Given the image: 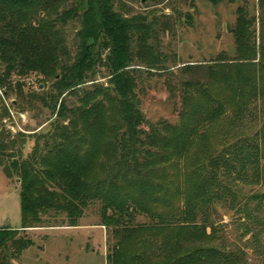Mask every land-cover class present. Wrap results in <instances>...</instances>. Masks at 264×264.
<instances>
[{"label":"trees","instance_id":"16d2710c","mask_svg":"<svg viewBox=\"0 0 264 264\" xmlns=\"http://www.w3.org/2000/svg\"><path fill=\"white\" fill-rule=\"evenodd\" d=\"M64 1L0 0V92L15 98L8 108L0 97V169L19 182L21 224L0 228V264L31 245L20 233L43 216L63 215L74 228L94 202L114 240L108 264H238L237 255L201 245L213 237L216 206L238 205L241 185L264 186V119L245 131L264 103V0L258 34L257 19L237 9L234 56L186 65L180 72L191 79L174 84L168 72L178 122L154 125L139 97L144 80L166 70L159 33L167 23L125 18L111 0H89L81 13L60 11ZM70 22L79 25L73 38ZM31 77L42 88L26 90ZM12 109H47L54 119L40 134L13 133L3 124ZM27 138L34 143L23 156ZM252 200L264 215V193Z\"/></svg>","mask_w":264,"mask_h":264},{"label":"rangeland","instance_id":"374dc122","mask_svg":"<svg viewBox=\"0 0 264 264\" xmlns=\"http://www.w3.org/2000/svg\"><path fill=\"white\" fill-rule=\"evenodd\" d=\"M88 1L65 0L58 9L65 11L72 8L81 13ZM111 3L114 10L124 14L125 18L141 15L149 20L154 15L167 23L168 31L165 34L159 33V51L164 59L163 68L166 70L149 79H145L143 74L144 91L139 97L144 118L153 125L162 121L169 124L178 122L179 97L177 95L172 98L166 88L168 72L175 75L172 80L174 84L178 79H191L180 72L186 65H208L219 53L234 56V39L230 31L234 28L238 8L243 9L248 18L254 16L257 19V34L260 28L259 0H111ZM68 26L75 27L71 35L73 38L79 25L70 22ZM202 75L195 74L192 78L199 79L198 76ZM105 81L106 79L98 80L100 83ZM26 83V90L41 86L38 87V79L35 77L29 78ZM14 100L15 98L10 96L5 102L10 106V102L14 103ZM260 104H257L258 114L254 117L256 121L250 122L248 117L245 131L259 126L264 119V103ZM12 112L13 117L10 116L3 124L8 129L13 128V133H25L27 136L45 131L54 119L47 109L42 112H24L23 119L14 109ZM27 141L23 156L33 147L34 141L30 138H27ZM191 158L193 157H190L189 161ZM180 166L184 169L185 162ZM241 191L243 197L238 198V205L233 208L229 205L216 206L214 213L210 215L211 223L215 224L213 237L201 246H209L222 253H233L241 258L238 264H264V229L255 226L252 221L255 215L253 209L257 203L252 197L256 193H264V186L241 185ZM18 194L17 178L8 179L0 169V228H20ZM246 203L248 208L244 207ZM100 208L98 202L92 203L74 228L67 225L63 215L50 213L43 216L42 225L29 228L24 234L20 233L31 240V245L18 258L9 260L7 264H108L107 257L114 240L101 225ZM255 216L264 215L257 213ZM195 219L196 223L201 221L200 216ZM135 220L138 223L148 222L143 216H137ZM247 229L252 234L259 232V238L254 241L251 234H244Z\"/></svg>","mask_w":264,"mask_h":264},{"label":"built area","instance_id":"2783aa9c","mask_svg":"<svg viewBox=\"0 0 264 264\" xmlns=\"http://www.w3.org/2000/svg\"><path fill=\"white\" fill-rule=\"evenodd\" d=\"M0 97L3 99V101H4V104H5V106H7L8 108H9V105L5 102V99H4V97H3V94L0 92ZM11 103H13V102H10V104ZM13 112H12V110L10 111V114H11V116L13 117V114H12ZM18 116L21 118V119H23L24 118V114H18ZM10 130H14L13 128H11Z\"/></svg>","mask_w":264,"mask_h":264},{"label":"water","instance_id":"95a60500","mask_svg":"<svg viewBox=\"0 0 264 264\" xmlns=\"http://www.w3.org/2000/svg\"><path fill=\"white\" fill-rule=\"evenodd\" d=\"M142 1H144V0H142ZM40 88H42V86H40ZM6 226H2L1 228H5Z\"/></svg>","mask_w":264,"mask_h":264}]
</instances>
